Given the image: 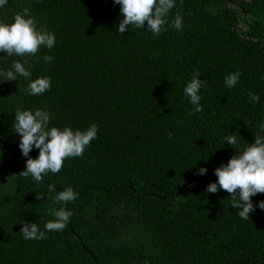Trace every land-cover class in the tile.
<instances>
[{
	"label": "trees",
	"instance_id": "16d2710c",
	"mask_svg": "<svg viewBox=\"0 0 264 264\" xmlns=\"http://www.w3.org/2000/svg\"><path fill=\"white\" fill-rule=\"evenodd\" d=\"M25 8L55 46L27 58L29 78L0 82V264H264V193L244 220L226 191H205L214 169L264 136V0H175L158 36L146 22L120 34L113 0H8L0 23ZM177 14L180 30L171 26ZM194 73L203 111L189 116L184 87ZM38 77H50L51 89L30 95ZM37 109L49 128L98 126L82 156L40 183L19 175L27 157L13 128L17 111ZM229 135L236 149L223 143ZM68 188L78 198L54 203ZM62 206L83 245L68 225L45 230L48 210ZM24 222L46 238L25 240Z\"/></svg>",
	"mask_w": 264,
	"mask_h": 264
},
{
	"label": "clouds",
	"instance_id": "9594fccd",
	"mask_svg": "<svg viewBox=\"0 0 264 264\" xmlns=\"http://www.w3.org/2000/svg\"><path fill=\"white\" fill-rule=\"evenodd\" d=\"M120 6L122 19L117 31L122 34L129 29L144 28L147 23V30L158 36L164 25L168 23L170 10L175 7V0H113ZM8 0H0V8H4ZM27 8L21 13H17L12 22L0 23V63L11 60L8 69L0 68V82L13 81L19 77L29 78L31 71L28 65V57L36 56L41 48L51 49L55 46V36L47 31L38 30L35 19L30 16ZM183 18L177 14L172 21V27L180 30ZM22 59H15V58ZM45 62H50L53 57L44 55ZM199 73H194L190 82L184 87V94L189 98V103L193 108L188 110V115L192 116L203 111L200 104L199 95L202 81L198 79ZM239 73H233L226 77L225 84L234 87L239 81ZM51 89L50 77H38L31 80L26 91L30 95H41ZM252 101L258 102V94L249 93ZM49 113L37 109L17 111L14 116V132L20 134L19 148L23 156L27 157L24 169L19 173L22 177H31L35 182L40 183L49 172L56 174L62 167L65 159L75 158L83 155L85 149L96 139L98 126L93 124L86 130H73L65 127L62 130L57 127H50ZM264 131V123L260 125ZM171 136V133L169 134ZM236 149L238 140L236 136H226L223 140ZM35 147L39 150L38 156H29ZM2 151V150H0ZM207 169H198L199 175H204ZM217 177L215 182H210L205 191L217 193L220 190L226 191L231 200L229 204L238 209V215L249 220V214L255 210L252 197L264 193V136H255L254 142L244 148L240 154H235L229 158L227 164H221L214 169ZM49 192L56 191L55 187L49 185ZM37 198H45L37 193ZM78 194L73 189L68 188L57 192L54 203L67 205L76 200ZM264 210V201L257 205ZM48 214L54 217L45 223L46 231H63L72 215L66 207L51 208ZM20 232L25 240L45 239V232L41 231L37 223H22Z\"/></svg>",
	"mask_w": 264,
	"mask_h": 264
},
{
	"label": "water",
	"instance_id": "95a60500",
	"mask_svg": "<svg viewBox=\"0 0 264 264\" xmlns=\"http://www.w3.org/2000/svg\"><path fill=\"white\" fill-rule=\"evenodd\" d=\"M68 226H69V230H70V232L72 233V235H73L74 237H78L80 243L83 245V239H82L81 237H79V236L76 234V232L72 229V225H71L70 219H69V222H68Z\"/></svg>",
	"mask_w": 264,
	"mask_h": 264
}]
</instances>
